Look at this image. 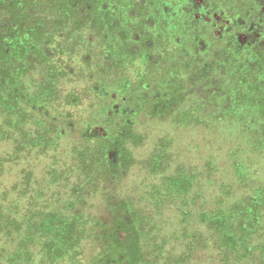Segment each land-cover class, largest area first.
<instances>
[{"label":"rangeland","instance_id":"rangeland-1","mask_svg":"<svg viewBox=\"0 0 264 264\" xmlns=\"http://www.w3.org/2000/svg\"><path fill=\"white\" fill-rule=\"evenodd\" d=\"M9 1L1 0L0 30L10 35L7 63L25 90L19 105L0 95V205L25 219L36 208L78 217L88 234L82 264L98 252L91 226L99 234L124 202L130 211L122 221L138 217L151 264H264L256 248L264 244V197L249 250L218 249L215 223L225 214L237 237L249 222L237 210L264 194L255 117L264 97V15H238L228 0H99L89 24L87 9L73 0L82 25L72 44L67 28L54 42L46 28L28 47L36 63L28 58L34 66L22 72L14 37L41 15L6 24ZM256 2L264 10V0ZM25 37L18 41L26 46ZM45 82L55 85L49 101L39 92ZM17 108L24 110L19 129ZM43 129L51 135L44 148ZM83 151L90 163L109 160L111 180L92 187L93 174L79 176ZM175 183L182 192L173 193ZM13 235L0 230V264H12Z\"/></svg>","mask_w":264,"mask_h":264},{"label":"trees","instance_id":"trees-1","mask_svg":"<svg viewBox=\"0 0 264 264\" xmlns=\"http://www.w3.org/2000/svg\"><path fill=\"white\" fill-rule=\"evenodd\" d=\"M73 0H10L7 11L13 19H8L6 24H17L23 20L22 16L27 13L38 14L39 23L36 27L27 30L25 33L20 32L19 38L25 34L26 46L22 44V41H17L15 44L16 56H20V62L18 68H23L22 72L26 71V67L34 66L29 62L28 58H31L33 63L35 59L33 56L34 52L31 48L39 43L45 32L44 28H51L48 38L50 42H54V37L58 34L65 24H68L73 18V14L77 11V8L71 9ZM81 3L86 5L91 3V0H82ZM0 0V5H1ZM1 10V9H0ZM87 12L91 11V8H87ZM1 13V11H0ZM89 14V13H88ZM74 24V23H73ZM10 38L9 33L0 30V91L4 90L5 93L0 92L5 98L6 104H12L13 101L16 104H20L21 96L24 93V88L16 82L14 77V70L10 68V64L7 63L8 50L10 42L6 41ZM19 49V50H18ZM31 53V55H30ZM36 57V56H35ZM56 64L57 59L50 60ZM48 61V62H50ZM48 73V71H47ZM46 73V74H47ZM48 76V74H47ZM49 81L52 80L48 77ZM14 81V86H10L11 82ZM53 82L55 80L53 79ZM53 82H45L42 91L39 90L41 98L49 101L55 92V85ZM7 87V91L6 88ZM262 101L259 103L260 110L255 113V117L260 122L256 127V133L259 134L260 142H257L258 148L261 149V153L264 154V97H261ZM23 108L15 109L17 114L16 129L20 128L22 124ZM49 130L43 129L37 137L40 141V147L51 146L49 141L50 137ZM32 141V140H31ZM39 141L30 143L33 147H36ZM80 164L78 170L80 175H89L91 177V186L98 187L101 183L111 180L113 172L110 170L111 165L108 164L107 159L101 161V163L89 162L91 159L87 158L88 154L83 151L80 155ZM126 163V159L117 161L115 163L118 168H121ZM172 179L169 182H174ZM177 185V183H175ZM182 192L181 185H177V189H174L173 193ZM263 197L256 194L252 198L248 199L246 208L238 209L240 219H247L248 223H240V233L236 237L231 234V225H227L225 214L221 215L222 220H215L218 227L219 236L216 238L218 242V249L225 251H239L249 250L251 245L249 244V235H252L257 229V222L260 223V204L263 202ZM123 209V211H122ZM33 214H26V219L21 218L20 215H16L10 208L0 205V230L6 232L9 236L14 238L15 248L10 249V261L12 264H35V256H38L42 264H82L79 246L83 238L88 236L84 234L83 223L79 221L78 217L69 218L62 215L58 211H51L46 208L35 209ZM113 210L117 214L115 220L110 224H101V232L94 234L96 227L91 226V238L95 240L98 248V252L92 257L90 264H151L145 253L143 242L138 236L137 222L133 219L128 223L122 221L125 218V214L130 211V205L128 202L119 204V207H114ZM227 212V211H226ZM228 215V213H227ZM231 215V214H230ZM229 215V217H230ZM257 222H254L256 221ZM123 231L124 235L118 237L117 232ZM18 233V235H16ZM249 236V237H248ZM257 251L260 253L262 259H264V244L260 243L256 246ZM153 254H151L152 256Z\"/></svg>","mask_w":264,"mask_h":264},{"label":"flooded vegetation","instance_id":"flooded-vegetation-1","mask_svg":"<svg viewBox=\"0 0 264 264\" xmlns=\"http://www.w3.org/2000/svg\"><path fill=\"white\" fill-rule=\"evenodd\" d=\"M79 1L82 2V0H79ZM96 1L99 2V0H91V3H89L87 5L85 3H81L80 4L85 9L91 8V11H89V12L86 11L85 14H83L84 15V19H86L89 24H91V13L92 12H97L98 9L100 8L99 7V4L98 3L96 4ZM118 1H121V0H112V2H114V4H117ZM224 1L227 2V0H224ZM230 1L232 2L230 4L231 5L233 4V6L237 8L238 11H236V12H238V15H241L242 14V15L248 17V18L254 17L256 19H259L260 17H263V15H264L263 8H261L260 5H258V3L256 2V0H250L252 2L251 4H249V0H228V2H230ZM71 9L73 11L72 5H71ZM73 17H74V14H73ZM77 21L78 22H74V18H72L71 21L68 24H65L58 31V34L57 35H60V33L63 32L64 27L67 28V31L65 33H68V35H69L68 42H67L68 45H71L72 44L71 43V40H70V39H72L71 38L72 37L71 36L72 33H74L77 30V28L81 27V25H82V22L79 19H77ZM42 30L44 32H46V28L42 27ZM50 30H53V29L50 28ZM71 47H69V48H71ZM70 50H72V49H70ZM35 56L38 57L36 54H35ZM35 56H33V57L35 58Z\"/></svg>","mask_w":264,"mask_h":264}]
</instances>
